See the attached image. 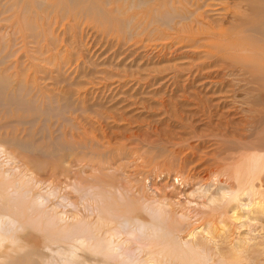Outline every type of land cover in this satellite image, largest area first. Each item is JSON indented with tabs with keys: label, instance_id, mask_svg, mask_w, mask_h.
<instances>
[{
	"label": "rangeland",
	"instance_id": "rangeland-1",
	"mask_svg": "<svg viewBox=\"0 0 264 264\" xmlns=\"http://www.w3.org/2000/svg\"><path fill=\"white\" fill-rule=\"evenodd\" d=\"M4 1L0 0V4ZM11 12L7 11L0 16L10 15ZM37 12L33 7H29L25 12L26 25L32 29L37 25L38 29L42 26V20L36 21ZM15 19L12 17L3 21V24L0 23L3 25L0 31L6 34L4 42L0 41V125L3 132L13 131L18 145L14 151L18 158L27 159L29 164L44 168L46 162L43 160H49V164L53 155L60 159L61 154L68 151L64 149V144L80 143L82 145L77 147H85L87 154L84 156L78 152L81 155L77 158L82 162L79 167L85 173L78 176L79 179L83 180L98 173L94 172L95 169L106 172L107 175L100 182L111 191L110 186L116 188L113 199L122 213L126 212L123 211L125 208L130 207L132 230L137 231L138 235L139 228H146L144 235L139 236L144 242L165 241L170 246L184 249L190 236L194 241L211 238L205 249L207 254H216L212 256L213 259L218 258L226 264H264V247L252 246L258 251L257 254L250 248L251 243L248 241L250 237H256L253 235L255 231L249 226L242 230L240 225L246 223V219L238 218L247 216L250 221L259 222L264 226L263 209H246L244 206L238 208L239 202H234L228 208L229 215L204 219L209 213L203 214V209H198L194 203L182 204L184 197L179 196L170 203L177 214L190 216L192 223L183 232L174 233L165 239L161 234L152 233L151 228L156 226L157 222L143 208L144 202L156 196L152 188L154 185L150 188L149 180L145 183L142 181L148 170L149 159L152 157L150 162L158 161L164 165L165 161L171 159L172 151L180 157L185 154L187 156V153H196V161L203 162L199 164L202 170L199 179L194 182L174 178V174L155 176V181L160 180L163 186L166 185V191L172 190L173 187L187 188L183 184L190 185L187 191L195 197L201 193H195L193 188L202 185L204 190L216 187V195H220L221 190L227 191L225 187H219L229 182L227 177L222 172L219 176L210 172L213 168L225 167L215 161L227 154L228 144L224 138L240 139L249 136L252 127L257 128L264 118V104L257 103L252 97L255 91L248 74L243 77L245 80L231 75V68L227 63L218 61L214 66L212 57L200 59L202 51L178 54L184 48L178 49L173 55L166 51L162 60L153 49L138 45L135 48L132 46L134 49L130 50V40L121 43L119 35L106 36L93 29L92 35V30H83L81 46L76 37L81 27L66 29V35L63 34L65 39L59 38L55 44L60 53L57 52L56 57H51L52 63L46 64L41 59L52 53L46 45L47 42L42 39L37 45V40L25 36L26 32H16ZM33 41L38 47L41 46L43 54L33 52ZM181 46L186 48L188 44ZM176 56L178 59H175ZM62 59H70L71 62L67 71H62L59 75L52 70ZM189 61L192 67L187 70H194V73H190L191 77L186 69L177 71V68L173 67ZM71 68L74 69L70 70ZM207 74L209 75L205 77ZM236 77V84L230 85L231 80ZM190 79L197 80L192 88L187 85ZM211 80L215 83L210 82ZM118 83L120 85L115 88ZM198 90L206 94L201 96L196 93ZM231 95L235 96V102H229ZM224 99L228 101L224 102ZM220 103L221 106L225 104L228 107L219 109ZM16 117L32 123L23 127L8 125L12 124ZM58 129L64 136L57 134ZM111 147L115 150H108ZM117 160L123 161L125 165L128 163V167L115 171L112 166H115ZM125 173L127 175H124ZM217 176L219 179L215 180ZM60 180L63 187L67 186L64 177ZM127 182H130V188L137 183L139 190L132 189L130 195H126L123 188H126ZM117 193L123 195L127 203L120 202ZM201 196L205 197L202 194ZM83 203H80L81 216L90 214L86 211L85 201ZM68 208L59 207L58 210L71 212ZM253 212L257 218L253 216ZM39 229V226L32 228L26 225L18 232L17 237L24 232L34 233L25 235L27 241L23 240L15 247L6 248V253L15 258L13 263L17 261L18 264H31V261L35 260L37 264H41L48 256L41 241L44 231ZM249 230H252V233L245 234ZM197 232L199 233L196 234ZM261 235H264V231ZM119 238L124 241L123 250L131 254L135 243L127 241L124 234L119 235ZM244 240L250 244L245 243V246L241 247L243 252H235L234 247ZM257 245H264V241H259ZM215 248H221V252ZM85 250V255L89 258L92 250L89 247H85ZM99 251H93L98 260H89L87 264H104ZM170 253L171 250L166 254ZM250 254L253 255V261L247 259ZM130 257L135 259L132 254Z\"/></svg>",
	"mask_w": 264,
	"mask_h": 264
},
{
	"label": "bare ground",
	"instance_id": "bare-ground-1",
	"mask_svg": "<svg viewBox=\"0 0 264 264\" xmlns=\"http://www.w3.org/2000/svg\"><path fill=\"white\" fill-rule=\"evenodd\" d=\"M29 7L38 10L35 14L36 21L42 20L39 29V25L34 29L26 25L25 12ZM7 11L12 12L10 15L0 16V23L3 24V21L14 17L16 32L24 34L26 32L25 36L37 40V45L42 39L47 42L46 45L52 53L41 59L46 64L52 63L51 57H56L60 53L55 44L59 38L65 39L63 34L66 35V29L74 30L81 27V31L76 35L81 46L83 30L88 32L93 29L106 36L117 34L121 43L130 40V50L138 45L153 49L152 51L159 54V59L164 57L166 51L173 55L181 48L184 49L178 54L202 51L200 59L212 57L215 61L214 66L218 61L227 63L230 65L231 75L243 78L248 74L252 89L255 91L252 97L257 103L264 104V0H5L0 4V15ZM219 26L222 28L218 29ZM1 28L3 25L0 24V30ZM93 30L90 32L91 35ZM5 36L6 34L0 31V41L4 42ZM186 43L188 44L186 48L181 46ZM37 45L33 41V52L43 54L41 46ZM175 59H178L177 56ZM70 62V59H62L55 64L52 71L61 75L62 71H67ZM173 67L177 68V71H183L192 67V63L181 62ZM187 72L190 76L194 70ZM238 77L233 78L230 85H235ZM190 80L187 85L192 88L197 80ZM210 82L215 83L213 80ZM118 85L120 84L118 83L115 88ZM196 93L201 96L206 94L202 90ZM231 98L233 100L229 102H235V96L231 95ZM226 101L228 100L224 99V102ZM225 107L228 105L221 106L220 103L219 109ZM16 118L8 125L23 127L32 123ZM251 130L249 136L240 139L224 138L228 144L227 154L215 161L225 167L217 168L218 170L213 168L210 171L215 173V176L222 172L229 180L227 184L219 186L227 190H221L220 195H216L218 191L216 187L204 190L203 185L193 190L205 197L201 194L195 197L193 193L188 192L189 184H183L187 188L173 187L172 190L166 191V185L163 186L160 180L155 181V176L159 177L162 174L169 176L174 174V178L180 180L193 182L198 180L202 170L199 164L202 161H196L198 159L196 153H187V156L184 153L185 155L180 157L172 151L171 159L165 161L164 165L158 161L150 162L152 157L149 159L148 170L142 181L145 183L149 180L150 188L154 185L152 188L156 196L144 202L143 208L157 222V225L151 228L153 234H161L168 239L172 234L183 232L191 225L190 216L177 214L170 203L179 196L184 197L182 204L194 203L195 207L203 209L201 210L203 214L209 213L208 217H203L204 219L229 215L228 208L234 202H239L238 208L244 206L246 209L252 207L264 210V118L257 128L252 127ZM12 132H3L0 125V158L4 156L0 159V264H18L17 261L12 262L15 258L10 257L5 250L26 240L25 235L34 233L24 232L17 237L18 232L26 225L32 228L39 226V230L44 231L41 241L48 256L41 264H87L89 260L91 262L98 260L93 252L96 250H100L103 260L100 259L104 264H226L218 258L213 259L212 256L216 254L206 253L205 246L211 238L194 241L190 236L184 249L175 245L170 246L165 241L144 242L139 238L141 234L144 235L146 228H139L138 235L137 231L132 230L130 207L125 208L123 211L126 212L122 213L113 199L116 188L110 186L111 191L100 182L107 175L106 172L95 169L94 172L98 173L83 180L79 179L78 176L85 173L79 167L82 166V162L77 158L81 155L78 152L84 156L87 154L85 147L83 149L77 147L82 144L74 142L64 144V149L68 151L61 154L60 159L53 155L49 164H47L49 160H43L46 163L42 168L16 156L14 149L18 148V145ZM57 134L64 136L59 129ZM22 145L25 146L24 143ZM108 150L115 149L111 147ZM96 154L105 155L97 152ZM117 161L114 163L115 166H112L115 171L126 169L129 165ZM218 176L215 180L219 179ZM59 177L66 179L67 186H62ZM130 187V182H127L126 188H123L126 195H130V190L138 191L140 188L137 183ZM67 190L69 193L66 194ZM117 197L120 202L127 203L126 198L120 193H117ZM83 201L86 203V211L90 214L81 216L80 203L84 204ZM59 207H69L71 212L59 211ZM196 214L199 215L198 212ZM253 216L257 218L255 212ZM238 218L246 219L244 220L246 223L241 224L240 228L243 230L249 226L255 231L253 235L256 237H250L248 241L251 244L245 240L239 243L234 247L235 252H243L241 247L248 243L258 254L252 246L264 247L257 245L259 241H264V235H261L264 226L259 222L250 221L247 216ZM252 230L245 234L250 235ZM123 234L126 235L127 241L135 243L134 250L131 251L135 259H130V252L123 250L124 241L119 238V235ZM20 245L25 246L22 243ZM85 247L92 250L89 258L85 255ZM215 249L221 252V248ZM170 250L171 253L166 254ZM252 257L250 254L247 259L253 261ZM31 264L37 262L34 260Z\"/></svg>",
	"mask_w": 264,
	"mask_h": 264
}]
</instances>
